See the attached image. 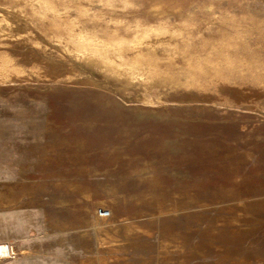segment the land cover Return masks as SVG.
Instances as JSON below:
<instances>
[{
    "label": "rangeland",
    "instance_id": "rangeland-1",
    "mask_svg": "<svg viewBox=\"0 0 264 264\" xmlns=\"http://www.w3.org/2000/svg\"><path fill=\"white\" fill-rule=\"evenodd\" d=\"M0 239L264 264V0H0Z\"/></svg>",
    "mask_w": 264,
    "mask_h": 264
},
{
    "label": "built area",
    "instance_id": "built-area-1",
    "mask_svg": "<svg viewBox=\"0 0 264 264\" xmlns=\"http://www.w3.org/2000/svg\"><path fill=\"white\" fill-rule=\"evenodd\" d=\"M99 214L103 217L109 215V211L101 208ZM16 255L14 247L10 243H0V259L2 258H13Z\"/></svg>",
    "mask_w": 264,
    "mask_h": 264
},
{
    "label": "crops",
    "instance_id": "crops-1",
    "mask_svg": "<svg viewBox=\"0 0 264 264\" xmlns=\"http://www.w3.org/2000/svg\"><path fill=\"white\" fill-rule=\"evenodd\" d=\"M0 242H4L2 241V239H0ZM27 260L25 258H19V259H14V260H9L6 258H2L0 259V264H26Z\"/></svg>",
    "mask_w": 264,
    "mask_h": 264
}]
</instances>
